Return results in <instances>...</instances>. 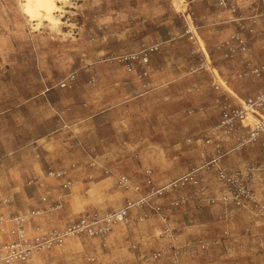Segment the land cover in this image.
Masks as SVG:
<instances>
[{
    "label": "rangeland",
    "instance_id": "obj_1",
    "mask_svg": "<svg viewBox=\"0 0 264 264\" xmlns=\"http://www.w3.org/2000/svg\"><path fill=\"white\" fill-rule=\"evenodd\" d=\"M54 3L33 18L25 0H0V158L28 146L51 165L29 184L47 207L28 230L134 205L108 233L66 236L28 264H264V173L241 207L205 165L217 145L229 171L264 164V133L231 150L242 129L218 126L225 102L264 91V0ZM193 168L197 186L171 185Z\"/></svg>",
    "mask_w": 264,
    "mask_h": 264
},
{
    "label": "built area",
    "instance_id": "obj_2",
    "mask_svg": "<svg viewBox=\"0 0 264 264\" xmlns=\"http://www.w3.org/2000/svg\"><path fill=\"white\" fill-rule=\"evenodd\" d=\"M238 38V37H236ZM239 43H242L240 40ZM238 48V47H236ZM235 47H230L231 53L238 51ZM244 49V46H241ZM240 49V48H239ZM150 48L145 51L144 56H137L139 61L147 62ZM231 54V55H232ZM133 59L135 57H132ZM228 99L225 97L224 102ZM226 103V102H225ZM226 107L222 110L221 121L219 127H226L228 129H242L241 135L237 136V142L234 143L232 149H238L244 144L253 143L254 140L258 139L260 135L264 133V91L257 94L255 97H249L245 100L237 101L235 106H230L225 104ZM238 123L237 126H234ZM216 130H219L216 129ZM211 140L206 139L209 143ZM226 152V151H225ZM225 152L219 145L216 146L215 156L205 162V165L211 168L215 166V182L221 185L224 189V194L222 195V201H230L231 203L244 207L246 203L254 200L252 187L254 184V179L256 172L264 173V164H259L257 166H251L246 168L245 171L235 170L229 171L228 169L219 165L220 158L225 155ZM227 153V152H226ZM195 168L185 175L174 180L171 185H191L197 186L199 184V179L194 175ZM61 175V172H56V176ZM122 182L127 183V178L122 177ZM148 182H150L148 180ZM64 186H67L65 183ZM138 189V186L135 187ZM212 202L215 201L214 198L210 199ZM145 197H141L137 200V204L143 203ZM134 202L128 201L124 206L111 212L104 214H87L81 216L74 222L68 224L65 230L58 231L53 230L48 234H41L35 238H30L27 235L26 228L24 226L26 221V215H16L13 218L14 226L9 228L6 232L15 236V240L3 245H0V264H28L29 258L33 251H37L46 247H50L54 244H59L63 241L64 237L70 235H104L108 233L114 224L120 221H128L130 210L133 207ZM41 211L36 209L30 211V215H37ZM2 219L0 218V223ZM3 229L0 227V232ZM157 255V254H156Z\"/></svg>",
    "mask_w": 264,
    "mask_h": 264
},
{
    "label": "crops",
    "instance_id": "obj_3",
    "mask_svg": "<svg viewBox=\"0 0 264 264\" xmlns=\"http://www.w3.org/2000/svg\"><path fill=\"white\" fill-rule=\"evenodd\" d=\"M250 43L248 49L251 48V45L253 46V44ZM230 85L231 84L229 83V86ZM262 86H264L263 83L262 85L260 83L257 87L262 90ZM53 134L54 133L52 132L51 134L48 133L46 137L48 138ZM28 139L31 141L30 138ZM253 144L254 143H250L249 145ZM19 152L20 149L17 147H8L6 152L0 158V218L2 219L0 227L4 228L3 231L0 232V242L5 244L15 240V236L6 231L14 226L13 218L16 215H26L24 226L26 228L27 235H33L36 234V232H30L28 227L30 225L29 220L34 218L35 215H30V211L47 207L44 196L45 194L38 197L36 204H34V196L31 194L29 186L31 183H36L39 180L46 178L45 176L42 177L41 174H43V171L46 173L48 167L51 166H48L47 164V154L40 149L37 150L34 147L30 148L28 146H23L21 152L25 153L22 155V159L18 160L17 155ZM32 157L35 159L34 161H31ZM146 179L147 177L145 176L142 178L140 184L141 187L146 186ZM152 183H154V181ZM140 191H137L138 197L143 195L141 193L142 191ZM40 233H37L36 235Z\"/></svg>",
    "mask_w": 264,
    "mask_h": 264
},
{
    "label": "bare ground",
    "instance_id": "obj_4",
    "mask_svg": "<svg viewBox=\"0 0 264 264\" xmlns=\"http://www.w3.org/2000/svg\"><path fill=\"white\" fill-rule=\"evenodd\" d=\"M26 9L31 17L49 18L54 9V0H25ZM61 1V0H60ZM66 2V0H65ZM51 19V18H50Z\"/></svg>",
    "mask_w": 264,
    "mask_h": 264
}]
</instances>
